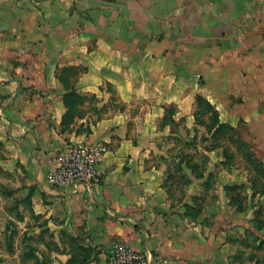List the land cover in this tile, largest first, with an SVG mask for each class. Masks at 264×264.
<instances>
[{
  "label": "crops",
  "instance_id": "obj_1",
  "mask_svg": "<svg viewBox=\"0 0 264 264\" xmlns=\"http://www.w3.org/2000/svg\"><path fill=\"white\" fill-rule=\"evenodd\" d=\"M263 65L264 0H0V171L35 255L108 264L124 242L156 264H264V195L197 118L200 95L264 138ZM72 89L87 98L66 129ZM170 117L206 128L202 174L182 187L155 144ZM71 143L102 146L100 184L49 183Z\"/></svg>",
  "mask_w": 264,
  "mask_h": 264
},
{
  "label": "rangeland",
  "instance_id": "obj_2",
  "mask_svg": "<svg viewBox=\"0 0 264 264\" xmlns=\"http://www.w3.org/2000/svg\"><path fill=\"white\" fill-rule=\"evenodd\" d=\"M261 72L264 73V65ZM166 123L158 124L164 133L157 137L155 144L166 150L167 154L161 156V161L164 159L167 163L170 179L182 187L181 185L188 181V172L196 175L195 170L197 172L203 170L201 164L205 163L203 161L204 152L200 149L207 144L201 138L206 132V128L202 124L199 126L194 123L193 125L189 124L182 118L179 121H173L170 117ZM239 130L250 144L253 143V150L257 153V157L264 161V140H261L264 138L251 137L252 133L246 122H241ZM195 134L198 139L192 137V135L196 136ZM230 146L235 152L230 166L239 172H246L250 177L252 173L254 176L256 173L251 169V171L248 170L250 167L248 162L241 153L237 152L238 149H235V145L230 144ZM190 168L194 172H191ZM14 182L15 176L12 173L0 171V264H44L42 261L44 260L43 252L39 251L35 255L39 261L31 256V253H34L31 249V244L34 241L30 239L32 236L29 235L32 223L29 219L18 221V217L16 218L13 205L15 194L19 195L17 191L14 193ZM24 212L26 215L29 214L26 210ZM260 221L263 222V217L260 218Z\"/></svg>",
  "mask_w": 264,
  "mask_h": 264
},
{
  "label": "built area",
  "instance_id": "obj_3",
  "mask_svg": "<svg viewBox=\"0 0 264 264\" xmlns=\"http://www.w3.org/2000/svg\"><path fill=\"white\" fill-rule=\"evenodd\" d=\"M103 148L99 143H71L57 164L51 168L48 181L55 186L79 188L100 184L103 172L100 161ZM108 264H156L150 252L118 242L108 251Z\"/></svg>",
  "mask_w": 264,
  "mask_h": 264
},
{
  "label": "trees",
  "instance_id": "obj_4",
  "mask_svg": "<svg viewBox=\"0 0 264 264\" xmlns=\"http://www.w3.org/2000/svg\"><path fill=\"white\" fill-rule=\"evenodd\" d=\"M77 72L78 70L73 67H65L62 69L59 77L66 86H71V83H69L70 78L71 76L76 75ZM86 98V96L79 94L75 89L68 91L64 95V102L67 106V111L63 118L64 128L67 129L71 125L74 117L80 111V105L85 102ZM197 101L200 107L197 118L200 117L199 113H201L202 115H210V122L207 123L206 126L207 130L212 133L213 138L216 141V143L211 146V148L220 146V141H223L224 143H222V145L224 146V155L226 157L224 163L228 165L235 155V152L232 151V147L230 146V144H234L235 149L237 148L239 150H237V152L241 153L245 160L248 162V165L250 166L248 168L249 171L252 170L256 173L254 176L252 173L250 177L253 195H264V161L257 157L255 151L253 150L252 144H250L243 138L238 128L228 123H221L218 110L207 99L198 95ZM195 173L198 176L202 174L201 172H197V170H195ZM32 252L34 251L32 250ZM34 253H31V256L35 257L36 261H39L37 260V256H35ZM44 264H46V262Z\"/></svg>",
  "mask_w": 264,
  "mask_h": 264
}]
</instances>
